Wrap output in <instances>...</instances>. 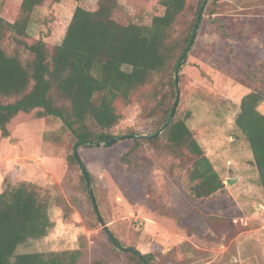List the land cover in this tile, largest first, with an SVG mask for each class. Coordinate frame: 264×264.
Masks as SVG:
<instances>
[{
  "label": "rangeland",
  "instance_id": "374dc122",
  "mask_svg": "<svg viewBox=\"0 0 264 264\" xmlns=\"http://www.w3.org/2000/svg\"><path fill=\"white\" fill-rule=\"evenodd\" d=\"M98 1L45 0L31 14L22 39L42 40L50 49L62 42L77 3ZM157 1L118 0L116 16L125 22ZM189 1L194 12L199 0ZM18 4L0 0V11L16 16ZM205 8L175 103L182 117L191 113L187 123L225 188L197 198L195 183L177 159L159 156L148 141L132 150V135H148L157 127V117L146 116L153 107L138 94L118 104L123 118L112 129L114 137H128L78 147L92 177L88 188L72 157L76 139L62 121L39 116L38 109L22 112L8 124V136L0 131V192L8 183L36 185L49 201L52 227L47 235L20 244L17 252L81 249L78 264L100 259L139 264L109 242L108 229L121 245L153 253L156 264H264V194L252 151L235 125L242 97L252 88L264 89V76L257 72L264 57V0H207ZM185 23L184 18L180 27ZM17 43L14 33L4 39L10 52ZM171 103L170 97L166 106ZM258 109L264 113V101ZM128 152L129 164L124 161Z\"/></svg>",
  "mask_w": 264,
  "mask_h": 264
},
{
  "label": "trees",
  "instance_id": "16d2710c",
  "mask_svg": "<svg viewBox=\"0 0 264 264\" xmlns=\"http://www.w3.org/2000/svg\"><path fill=\"white\" fill-rule=\"evenodd\" d=\"M204 1L199 0L191 12L189 0H158L140 14L125 17V22L116 16L121 12L118 0H99L96 5L79 2L62 42L50 49L42 40L28 43L22 39L28 34L31 14L45 0H19L16 16L0 11L2 136L9 135L8 124L19 113L38 109L39 116L62 121L77 144L105 142L114 137L112 129L123 118L118 104H127L138 94L153 107L146 116L157 117V127L148 135H132V150L148 141L159 156L177 159L195 183L192 193L197 198L223 190V179L187 123L190 112L182 117L176 109L158 134L177 100L176 71L180 65L181 72L196 25L203 21ZM184 18L183 28L179 24ZM10 33L18 42L12 52L4 45ZM259 64L257 72L264 76V57ZM170 97L173 103L166 106ZM263 101L264 89L252 88L240 101L235 125L252 151L264 194V113L258 109ZM72 157L79 162L75 152ZM129 158L131 152L124 157L128 164ZM51 227L49 201L38 187L26 181L8 183L0 192V264H78L81 249L17 252L20 244L47 235ZM127 253L139 264H156L153 253L135 249ZM106 263L100 259L91 264Z\"/></svg>",
  "mask_w": 264,
  "mask_h": 264
},
{
  "label": "water",
  "instance_id": "95a60500",
  "mask_svg": "<svg viewBox=\"0 0 264 264\" xmlns=\"http://www.w3.org/2000/svg\"><path fill=\"white\" fill-rule=\"evenodd\" d=\"M206 2H207V0L204 1V4H203V7H202L201 11H203ZM198 27H199V22H198V24L196 25L195 33H194V35H193V38H192V40H191V42H190V45H189L188 49L191 47V45H192V43H193V41H194V39H195V36H196V32H197ZM180 63H181V62H180ZM179 66H180V65H179ZM179 66H178V68H177V71H176V77H175L177 85H178V83H179V77H180ZM178 99H179V93H178V96H177V100H178ZM176 105H177V103H175V105L173 106V109H172V111H171V114H170V117H169L167 123H166V124L160 129V131L158 132V134L161 133V132L165 129L166 125L168 124V122H169L170 119L172 118V116H173V114H174V111H175V109H176ZM140 136H143V135H140ZM123 137H128V136L125 135V136H120V137H111L110 139H108V140L105 141L104 143H105L106 145H111V144L114 143L116 140L121 139V138H123ZM81 145H88V144L78 143V144L76 145L75 149H74V152H75V154L77 155L80 164L82 165V169H83V173H84V176H85V178H86V181H87L88 185H90V175H89V171H88V169L82 164L81 159H80L79 154H78V147L81 146ZM95 145H96V146L101 145V141L97 142ZM228 182H229V183H232L233 181H232V179H228ZM90 192H91V195H92V199H93V201H94L95 208H96V210L98 211L97 205H96V203H95L94 194L92 193V190H91V189H90ZM99 219H100V223H101L102 225H104V221H103V219H102V217H101L100 215H99ZM106 232L108 233L109 237L111 238V240L113 241L114 245H115L118 249H120V250H122V251L133 250V249L130 248V247H126V246L121 245V244L115 239V237L111 234V232H110L108 229H106Z\"/></svg>",
  "mask_w": 264,
  "mask_h": 264
}]
</instances>
